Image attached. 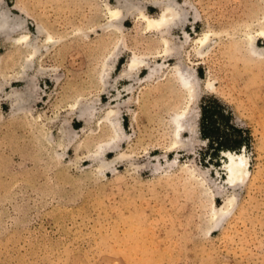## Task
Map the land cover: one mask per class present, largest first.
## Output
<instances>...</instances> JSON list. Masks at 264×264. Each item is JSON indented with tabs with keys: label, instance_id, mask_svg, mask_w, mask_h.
<instances>
[{
	"label": "rangeland",
	"instance_id": "374dc122",
	"mask_svg": "<svg viewBox=\"0 0 264 264\" xmlns=\"http://www.w3.org/2000/svg\"><path fill=\"white\" fill-rule=\"evenodd\" d=\"M174 2L182 18L164 55L141 17L158 16L159 1L0 0V12L21 19L32 37L44 27L63 39L17 74L23 52L0 33V264H264V55L249 51L245 35L264 29V0ZM104 3L127 6L122 33L104 32ZM206 31L213 47L202 56L190 41ZM255 44L264 48V38ZM134 52L145 65L120 77ZM177 62L199 87L190 128L173 145L171 115L184 93L163 74ZM80 95L91 111L69 109ZM203 102L222 105L246 137V146L230 149L248 158L237 188L226 184L225 150L214 154L200 134ZM110 107L121 133L97 157L91 146L111 132L91 130ZM39 123L54 140L63 137L59 156L42 143ZM227 133L233 146L239 136ZM102 156L108 164L98 168ZM231 195L214 226L212 207Z\"/></svg>",
	"mask_w": 264,
	"mask_h": 264
},
{
	"label": "bare ground",
	"instance_id": "6f19581e",
	"mask_svg": "<svg viewBox=\"0 0 264 264\" xmlns=\"http://www.w3.org/2000/svg\"><path fill=\"white\" fill-rule=\"evenodd\" d=\"M156 1L162 3V10L158 14V16L153 17V16H149L144 12H141V17L145 22V30L152 31L159 35L160 41L162 43V47L164 49L163 54L167 55L171 51H173L174 48L170 44V39L168 38L167 34L173 26H176L179 22H181L182 13L175 5L174 0H169V1L156 0ZM104 6H105L104 15L106 17V22L104 23V25H102L104 32L113 33V34L122 33L123 32V30L121 29V21L123 18L122 7L123 6L127 7V6L121 5L120 3L117 5H111L106 3ZM78 31L82 34H86V31L84 29H78ZM14 32L17 33L16 36H12ZM0 33L6 35L8 37L7 40L10 41L14 46L18 47L20 51L23 52V62L20 65L17 74L22 73V71L26 69L29 65L34 63L36 59H39L40 57L44 56L47 52H49V50L52 47H54L63 40L62 38H56L51 32H49V30H47L44 27L43 28L40 27L38 31L39 34L35 37H32L30 31L23 29V21L19 18L11 17L6 11L0 12ZM41 33H44L45 37L39 40V35H41ZM212 35H214V33H212L211 31H206L203 34L199 35L197 38H191L190 41L191 46L194 48L197 54L203 56L212 49L213 47ZM245 35H246V43L248 45L249 51L259 56L264 55V48H259L255 44L257 36L264 38V29L258 30L256 35L252 34L251 32H248ZM188 37L190 38V36ZM120 39L117 41L115 48L118 47ZM110 55L111 53L107 55L106 58L103 60L102 67L99 72L100 82H103L104 80V76L106 73L105 71L107 70V64H108L107 61ZM144 56L145 55H138L137 53L134 52L132 56L129 58L130 60L127 62L125 68L121 70L120 77H126V76L131 77L134 70L136 69L140 70V68L145 65ZM149 70H150L149 77L156 72L151 67H149ZM164 74L163 76L168 75L167 79L170 80V82L172 81L176 83L184 93V103L182 108H179L182 110H178V111L174 110L175 112H173L171 115L172 126L170 127V129L173 139L172 143L173 145H177L178 143L181 142L184 132L188 130V127L190 128V126H188L189 112H190V108L192 107L191 105L193 104L192 101L196 99L195 97L198 94V87H199L198 80H197V76L192 72V69L190 67L182 66L179 62L170 64L168 71L166 72L165 75ZM207 85L209 86V88L214 87V83L211 81H208ZM18 98L20 101H23L27 99V96L23 93L20 94ZM81 98L82 97L80 95L74 101H72L70 103L69 109L75 110L78 108L80 109L83 108L86 111H91L89 104L83 107L81 103ZM116 113L117 111L115 108L112 107L107 108V110L104 111V114L100 118H98L97 121H95L96 128L91 130L95 132L101 131L105 127L110 130L109 132H111L109 139L91 146L89 151L93 155H96L97 157L101 156L102 153L104 152L103 151L105 149L103 148L104 142H106V145L113 144L109 146V149L110 148L112 149L115 146L114 142H116L118 136H120L121 126L116 116ZM38 126L42 136L41 137L42 143L48 147V149L53 155L59 156L60 155L59 150L63 147L64 144L62 141L63 137L61 138V136H59L58 139L54 140L53 136L49 134L50 133L49 128H47L45 124L39 123ZM63 133L61 132V135H63ZM107 148L108 146H106V149ZM223 152L228 157V159L224 164L225 168L228 170V174H227L228 178L226 184L228 185V187L237 188L246 180V178L250 173V170L248 168V158L243 153L233 152L231 150H225ZM103 156L101 157V159L97 158L98 168H103L105 165L108 164V162L105 160ZM192 176L193 177L196 176L194 171L192 172ZM200 182L203 185L205 183L204 179H200ZM234 200H235L234 196L232 195L227 196L222 205H214L212 207L211 218L215 223L214 226H217L221 223L225 215L228 213L229 209L232 207Z\"/></svg>",
	"mask_w": 264,
	"mask_h": 264
},
{
	"label": "trees",
	"instance_id": "16d2710c",
	"mask_svg": "<svg viewBox=\"0 0 264 264\" xmlns=\"http://www.w3.org/2000/svg\"><path fill=\"white\" fill-rule=\"evenodd\" d=\"M209 101L211 100L209 99ZM213 103L215 102H212V104H207L205 102L201 103L199 127L200 134L207 139L208 146L215 151L214 154H218L219 149L230 150L234 146H239L241 144L246 146V137L242 136L243 131L228 123V115L222 105H214ZM221 124H225L226 127L221 128ZM229 129L239 136L236 137L233 146L228 143L227 139L230 135L227 133Z\"/></svg>",
	"mask_w": 264,
	"mask_h": 264
}]
</instances>
